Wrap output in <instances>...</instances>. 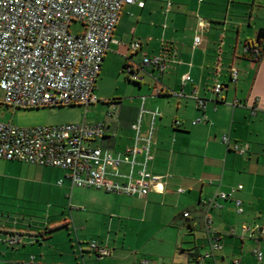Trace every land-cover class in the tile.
I'll return each instance as SVG.
<instances>
[{
    "label": "crops",
    "instance_id": "0c3cea01",
    "mask_svg": "<svg viewBox=\"0 0 264 264\" xmlns=\"http://www.w3.org/2000/svg\"><path fill=\"white\" fill-rule=\"evenodd\" d=\"M261 29L264 0H134L124 6L96 80V100L80 122L103 125L105 136L91 145L121 154L134 143L130 126L144 97V109L158 112L148 168L162 178L163 191L138 198L74 187L66 171L41 166L65 187L64 194L79 189L87 199L77 198L70 221L39 213L35 226L29 208L0 202V264H264V241L254 231L264 227V49L258 60L245 49ZM196 36L200 42L194 46ZM134 41L137 51L129 47ZM160 54L168 59L163 73L144 66L136 71L139 82L128 80L125 65ZM115 63L137 86V96L101 101L108 109L97 112V86L104 68ZM232 68L238 72L234 82ZM184 74L191 81L181 85ZM217 82L223 87L219 97L212 93ZM158 88L163 91L157 95ZM192 95L204 100L203 109ZM150 123L145 113L143 134ZM233 144L246 151H233ZM220 193L231 196L221 199ZM82 206L107 209L108 226L89 222L90 213L77 212ZM245 226L251 230L244 232ZM10 235L20 237L12 247L6 242ZM215 240L221 249L200 260ZM91 243L109 254L99 256ZM255 249L262 252L260 261Z\"/></svg>",
    "mask_w": 264,
    "mask_h": 264
},
{
    "label": "built area",
    "instance_id": "2783aa9c",
    "mask_svg": "<svg viewBox=\"0 0 264 264\" xmlns=\"http://www.w3.org/2000/svg\"><path fill=\"white\" fill-rule=\"evenodd\" d=\"M133 3L134 0H0V102L13 109L76 105L87 109L96 100L93 94L96 80L104 55L113 42L119 14L124 6ZM138 6L142 7L143 3L139 2ZM72 22L81 24L82 33L70 34L68 27ZM193 42L194 46L199 44V37ZM129 47L137 51L140 44L134 41ZM245 49L253 60L260 58L261 49L257 45ZM167 62L166 54L143 56L140 64L125 65L124 72L129 81L139 82L138 69L147 66L163 73ZM237 76V70L232 68L231 81ZM180 81L183 85L191 78L184 74ZM222 88V84L215 83L214 96L219 97ZM162 91L158 88L156 94ZM191 97L200 109L204 108L203 99ZM144 99L140 98L138 116L130 126L134 143L121 154L91 145L105 136L101 124L79 122L22 129L0 122V159L64 170L74 187L138 198H145L151 190L162 192V178L148 168L152 159L153 121L158 112L146 111ZM145 113L151 116V123L143 134L141 124ZM220 139L223 144L229 142L227 135ZM231 149L241 154L246 151L245 146L237 144ZM123 166L127 168L125 172L121 170ZM230 196L231 193L218 195L221 199ZM235 204L241 212V202L235 200ZM183 216L189 218L187 212ZM250 230L243 227L244 232ZM254 231L264 241V227L256 226ZM19 240V236L10 235L6 242L12 247ZM90 248L99 256L109 254V250L94 243ZM219 249L220 244L213 241L200 260ZM253 254L258 261L262 259L259 249ZM233 264L240 263L234 260Z\"/></svg>",
    "mask_w": 264,
    "mask_h": 264
},
{
    "label": "rangeland",
    "instance_id": "374dc122",
    "mask_svg": "<svg viewBox=\"0 0 264 264\" xmlns=\"http://www.w3.org/2000/svg\"><path fill=\"white\" fill-rule=\"evenodd\" d=\"M68 31L72 35H77L82 33L83 27L78 22H72ZM117 68L115 63L107 70L106 68L103 70V77L95 92L100 100L97 104L102 108L97 112L108 109L101 101H124L137 96V86L125 80L122 74L117 72ZM90 107L87 110L84 106L78 105L13 109L0 102V122L10 123L22 129L73 124L79 123L84 115H89ZM3 162L6 165L0 169V202L15 203L17 208L20 205L29 208L33 215V226L37 224L39 213L42 218L59 220L65 216L70 221L71 214L76 215L77 198L87 199L85 193L79 189H74L71 195L64 194L65 187H58L57 180L53 179L49 170L40 165L22 161ZM81 208L84 210L77 212H85L81 215L90 213L87 215L89 218L86 217L89 222L95 223V226H108L111 215L107 209L99 206Z\"/></svg>",
    "mask_w": 264,
    "mask_h": 264
},
{
    "label": "trees",
    "instance_id": "16d2710c",
    "mask_svg": "<svg viewBox=\"0 0 264 264\" xmlns=\"http://www.w3.org/2000/svg\"><path fill=\"white\" fill-rule=\"evenodd\" d=\"M251 45H257L260 47L261 51L264 49V29L259 30L256 42L252 43Z\"/></svg>",
    "mask_w": 264,
    "mask_h": 264
}]
</instances>
